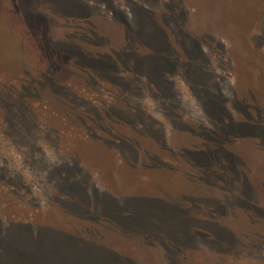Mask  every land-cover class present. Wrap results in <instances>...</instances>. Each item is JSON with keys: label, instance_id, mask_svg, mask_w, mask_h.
<instances>
[{"label": "rangeland", "instance_id": "obj_1", "mask_svg": "<svg viewBox=\"0 0 264 264\" xmlns=\"http://www.w3.org/2000/svg\"><path fill=\"white\" fill-rule=\"evenodd\" d=\"M0 264H264V0H0Z\"/></svg>", "mask_w": 264, "mask_h": 264}]
</instances>
